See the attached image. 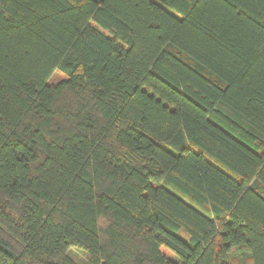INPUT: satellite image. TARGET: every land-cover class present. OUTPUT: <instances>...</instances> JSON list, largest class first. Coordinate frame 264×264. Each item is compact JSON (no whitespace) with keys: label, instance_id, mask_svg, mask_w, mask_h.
Listing matches in <instances>:
<instances>
[{"label":"trees","instance_id":"obj_1","mask_svg":"<svg viewBox=\"0 0 264 264\" xmlns=\"http://www.w3.org/2000/svg\"><path fill=\"white\" fill-rule=\"evenodd\" d=\"M159 2L0 0V264H264V0Z\"/></svg>","mask_w":264,"mask_h":264},{"label":"rangeland","instance_id":"obj_2","mask_svg":"<svg viewBox=\"0 0 264 264\" xmlns=\"http://www.w3.org/2000/svg\"><path fill=\"white\" fill-rule=\"evenodd\" d=\"M156 2L160 3L159 0H155ZM169 12L173 13L176 15V13L172 10H169ZM64 78V74H62L59 71H54L49 78L48 82L51 85L57 84L61 79ZM162 251L170 258H174V255L166 248H162ZM68 255L71 257L77 264H85L87 262V255L84 251L76 248V247H69L68 248Z\"/></svg>","mask_w":264,"mask_h":264}]
</instances>
